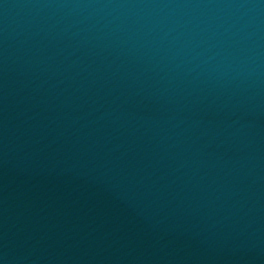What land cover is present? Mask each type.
<instances>
[{
  "label": "water",
  "instance_id": "obj_1",
  "mask_svg": "<svg viewBox=\"0 0 264 264\" xmlns=\"http://www.w3.org/2000/svg\"><path fill=\"white\" fill-rule=\"evenodd\" d=\"M0 264H264V0H0Z\"/></svg>",
  "mask_w": 264,
  "mask_h": 264
}]
</instances>
